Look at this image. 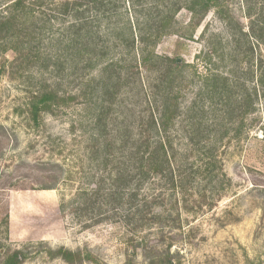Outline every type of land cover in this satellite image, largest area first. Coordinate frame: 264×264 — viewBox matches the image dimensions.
I'll return each mask as SVG.
<instances>
[{
    "label": "trees",
    "instance_id": "trees-1",
    "mask_svg": "<svg viewBox=\"0 0 264 264\" xmlns=\"http://www.w3.org/2000/svg\"><path fill=\"white\" fill-rule=\"evenodd\" d=\"M229 2L7 0L5 15L0 18V32L6 30L4 39H16L21 34L25 39L29 35L44 36V30L32 24V34H27L17 30V24L34 23L42 15L41 22L48 25L51 33L47 47L53 54L47 55H68L69 69L64 77L70 78V91L62 89L60 80L41 76L39 85L28 92L23 112L32 128H39L45 115L63 112L78 99H82L79 105L93 99L97 104L85 105L77 112V122L82 130L89 123L91 131H100L92 134L88 149L93 154L89 160L97 162L101 169L93 175V188L79 190L75 204L82 205L84 212L96 207L101 212L103 208L105 212L113 210L117 224L125 230L124 244L131 259L142 251L149 264H173L170 251L174 241L165 246V255L155 259L151 253L158 245L148 236L152 230L161 236L160 242L169 232L187 236L182 224L184 214H196L206 207L210 210L220 200L229 179L219 150L229 143V135L237 136L243 130L257 113L258 105L264 104V55L254 60L250 43L253 39L259 48H264V0H241L246 6L244 16L252 20L247 28L239 26L244 41L233 42L226 72L214 69L206 76L197 75L201 81L197 101L184 111L179 104L183 88L180 83L187 79L185 69L197 71L196 66L156 53L164 37L191 40L209 11L229 25L234 19ZM181 11L188 12L189 19L184 29L177 30ZM23 45L21 41L6 48L16 55H28ZM43 52L39 55H45ZM128 55H132V61L127 60ZM132 64L155 74L149 95H144V113H137V117L132 114L131 122L117 115L110 129L109 113L101 110V103L106 96L117 100L118 92L129 84ZM54 66L58 67V56ZM92 70L94 73H89ZM194 73L190 77L195 78ZM91 110L94 115L87 119L85 114ZM178 120L182 135L174 137L171 132ZM44 166L49 167L45 169L49 183L40 188L55 189L62 168L58 163ZM27 247L11 250L0 245V264H23ZM46 254L68 264L95 262L88 252L64 247H48Z\"/></svg>",
    "mask_w": 264,
    "mask_h": 264
},
{
    "label": "rangeland",
    "instance_id": "rangeland-1",
    "mask_svg": "<svg viewBox=\"0 0 264 264\" xmlns=\"http://www.w3.org/2000/svg\"><path fill=\"white\" fill-rule=\"evenodd\" d=\"M6 5L7 0H0V18L5 15ZM229 5L234 15L229 25L209 11L191 40L168 36L156 48L158 55L178 57V62L196 66L197 71L185 69L187 79L180 83L182 111L196 99L201 82L197 75L206 76L214 69L226 72L233 42L244 41L239 26L247 28L252 20L244 16L246 6L241 0H230ZM41 11L49 15L47 10ZM41 19L39 14L34 23L17 24V30L27 34H32L34 27L44 30L41 37L36 34L24 39L21 34L16 39H4L6 30L0 32V245L11 250L28 246L23 264H68L60 258H50L46 254L48 247L81 250L95 260L74 264H149L142 251L131 259L124 244L125 230L117 224L113 210L105 212L103 208L101 212L96 207L84 212L82 205L75 204L79 190L93 188V175L101 169L97 162L89 160L93 154L88 149L90 137L100 131H91L89 123L82 130L77 122V112L97 105L94 99L86 106L79 105L82 99H78L63 112L45 115L37 129L29 125L23 112L28 92L39 85L41 76L60 80L64 90L72 89L70 78L64 77L69 69L68 55H47L53 54L47 47L51 33ZM188 19V12L181 11L177 30L184 29ZM21 41L28 55H16L6 48ZM250 43L254 60L264 55V48H259L255 40L250 39ZM40 51L45 55H39ZM57 56L58 67L54 66ZM128 57L132 61V55ZM131 67L129 84L118 92L117 100L106 96L101 103V110L109 113L110 129L115 116L127 117L131 122L132 114L137 117L146 107L144 95H149L155 74L136 69L133 64ZM193 72L195 78L190 77ZM94 112H86V118ZM180 124L178 120L173 136L182 135ZM246 124L237 136L231 132L229 143L219 150L229 179L223 196L210 210L206 207L196 214H184L182 224L187 236L169 232L160 242L161 236L152 230L148 237L158 245L151 253L155 259L165 255V246L174 241L170 251L173 264H264V104L258 105L257 113ZM46 163H58L62 168L58 185L52 190L40 188L49 183Z\"/></svg>",
    "mask_w": 264,
    "mask_h": 264
},
{
    "label": "water",
    "instance_id": "water-1",
    "mask_svg": "<svg viewBox=\"0 0 264 264\" xmlns=\"http://www.w3.org/2000/svg\"><path fill=\"white\" fill-rule=\"evenodd\" d=\"M179 61V60H178Z\"/></svg>",
    "mask_w": 264,
    "mask_h": 264
}]
</instances>
